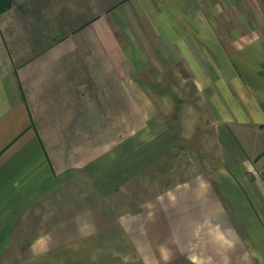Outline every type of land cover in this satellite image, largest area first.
<instances>
[{"label": "crops", "instance_id": "crops-1", "mask_svg": "<svg viewBox=\"0 0 264 264\" xmlns=\"http://www.w3.org/2000/svg\"><path fill=\"white\" fill-rule=\"evenodd\" d=\"M222 9L13 0L0 14V264H264V28L223 30ZM157 67L208 104L216 168L165 185L131 219L87 209L17 239L55 186L83 178L114 197L183 147L143 86Z\"/></svg>", "mask_w": 264, "mask_h": 264}, {"label": "rangeland", "instance_id": "rangeland-1", "mask_svg": "<svg viewBox=\"0 0 264 264\" xmlns=\"http://www.w3.org/2000/svg\"><path fill=\"white\" fill-rule=\"evenodd\" d=\"M229 2L222 0V17L216 19V24L218 22L223 30L231 27L237 28L239 33H247L264 28L262 3L240 0L235 6ZM163 70L149 68L143 75V86L155 96L159 115L181 139L183 147L176 148L139 178L128 180L121 187L120 195L114 197L96 194L89 181L83 178L67 180L55 186L24 213L15 230L17 239H31L57 222L87 209L99 220L112 221L121 214L126 220L131 219L134 214L141 215L140 204L154 197V193L165 185H176L197 173L205 172L207 177L216 168L218 152L212 129L215 118L208 104L200 97L193 82L180 81L171 72ZM182 125L188 130H182Z\"/></svg>", "mask_w": 264, "mask_h": 264}, {"label": "trees", "instance_id": "trees-1", "mask_svg": "<svg viewBox=\"0 0 264 264\" xmlns=\"http://www.w3.org/2000/svg\"><path fill=\"white\" fill-rule=\"evenodd\" d=\"M13 0H0V14L6 11L12 4Z\"/></svg>", "mask_w": 264, "mask_h": 264}]
</instances>
